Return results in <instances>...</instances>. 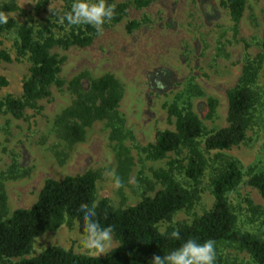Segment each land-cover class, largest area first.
<instances>
[{"label": "rangeland", "instance_id": "1", "mask_svg": "<svg viewBox=\"0 0 264 264\" xmlns=\"http://www.w3.org/2000/svg\"><path fill=\"white\" fill-rule=\"evenodd\" d=\"M39 1L0 0V4L14 2L39 24L49 20L53 12H61L68 0H48L46 7L36 14ZM223 2L156 0L144 9L130 5L123 20L105 29L89 47L53 49L59 58H65L59 74L65 86L52 87L51 95L38 101L36 109H26L22 118L0 113V193L5 197L6 216L17 209L30 208L46 180L60 181L87 171L99 175L97 200L106 198L115 208L133 206L143 196H153L161 188L154 173L167 170L173 160L186 163V151L178 155L169 153L162 160L152 161L142 150L154 143L158 132L174 130V119L168 115V107L173 103L183 110L190 106L206 134L226 127L227 93L238 82L245 55L252 58L264 53V0H245V11L236 32ZM5 14L19 25L27 19L18 11ZM132 21L140 25L127 32L126 25ZM0 50L7 51L15 59L14 32L0 35ZM29 68L27 58L0 64V77L7 81L6 86H0V100L8 94L21 96ZM104 74L113 75L122 87L123 97L118 108L122 124L118 127L123 131V138L111 140V128L107 123L95 122L87 129L84 141L70 145L60 136L56 124L58 115L73 101L66 85L82 75L83 87L87 88L89 80ZM256 94L253 121L243 143L221 153H207L200 140L208 168L200 181L199 200L191 209L177 212L170 223H160L161 232L170 224H188L212 208L210 179L212 167L219 162L215 157L233 158L244 170L264 166V112L261 107L264 61ZM209 99L216 101L212 114ZM121 162L126 163L124 172L120 169ZM175 173L177 182L189 187V181L181 172ZM116 178H119V185L115 183ZM228 201L237 215V228L264 240V199L258 191L242 184L228 194ZM248 201L260 210L253 213ZM81 236L77 222L66 221L35 238L24 259L51 247L90 256L81 249ZM116 246L113 239L111 250ZM216 252L243 264H252L245 252L233 247L219 245Z\"/></svg>", "mask_w": 264, "mask_h": 264}, {"label": "trees", "instance_id": "2", "mask_svg": "<svg viewBox=\"0 0 264 264\" xmlns=\"http://www.w3.org/2000/svg\"><path fill=\"white\" fill-rule=\"evenodd\" d=\"M156 0H127L115 5V15L104 30L119 24L130 5L137 9L149 7ZM72 0L66 2L58 15L70 9ZM48 0H40L35 13L40 14ZM245 0H224L233 29H236L245 11ZM20 12L26 16L23 24L8 19L0 24V35L12 31L15 34L16 57L0 50V64L20 61L27 58L30 63L29 75L22 83V94L14 97L10 94L0 100V113L22 118L26 109H36L37 102L51 95L52 87L62 88L65 81L60 78L61 65L65 58H59L52 52L55 48L68 50L89 47L98 36L90 26H69L59 23L53 15L45 23L35 20L20 9L14 2L0 4V13ZM140 23L132 21L126 25L127 32H132ZM264 48V38L262 41ZM264 61V53L255 57L245 55L241 74L236 86L227 93V126L206 134L199 117L190 106L183 110L176 103L168 107V115L174 119V130H164L156 134L155 141L142 150L147 158L159 161L167 154L178 155L186 151V163L173 160L167 170L155 172L153 177L161 185L153 196H143L135 205L115 208L104 198H96L98 173L87 171L78 176H67L62 180L48 179L38 194L36 202L28 209H17L7 217L4 211L5 197L0 193V264H150L153 256H163L178 247L187 239L203 242L212 239L216 247L226 245L245 252L252 264H264V240L254 233L237 228V215L228 201V194L246 184L258 191L264 199V166L249 167L244 170L233 158H219L212 167L210 179L213 206L190 223L170 224L164 232L158 225L171 222L179 211L191 209L199 200L200 181L208 161L200 148L203 141L205 152L230 150L246 140V133L253 121V111L257 103L256 85ZM83 76L71 79L67 90L73 95V101L58 115L56 124L60 136L68 143L75 144L85 139L87 129L95 122H106L111 128L110 139L121 141L123 131L118 112L122 100V87L111 74L89 80V86L83 87ZM7 81L0 77V86ZM208 106L212 114L216 101L209 99ZM264 112V97L261 102ZM120 169H126V163H120ZM175 172H181L190 185L182 186L175 179ZM1 192V190H0ZM249 209L255 213L260 209L248 201ZM95 205L96 217L102 225L114 226L113 239L117 246L103 257L95 258L74 254L59 247H51L40 254L24 259L29 255L35 238L48 230H55L66 221H76L80 234L83 225L79 209L82 206ZM173 231H179L180 239L171 237ZM14 259L18 261L14 262ZM215 264H243L216 252Z\"/></svg>", "mask_w": 264, "mask_h": 264}, {"label": "clouds", "instance_id": "3", "mask_svg": "<svg viewBox=\"0 0 264 264\" xmlns=\"http://www.w3.org/2000/svg\"><path fill=\"white\" fill-rule=\"evenodd\" d=\"M8 15L0 13V24L8 22ZM58 16L59 23L65 22L69 26H90L99 36L103 34L104 26L110 23L115 15V5L108 4L107 0H72L70 9ZM119 185V178L115 179ZM83 225V234L80 238L81 249L90 256L99 258L108 253L113 244L114 226L102 225L96 217L95 205L82 206L79 209ZM171 237L180 239L179 231H173ZM216 242L212 239L199 242L196 239H187L178 247L170 250L163 256H153L150 264H215Z\"/></svg>", "mask_w": 264, "mask_h": 264}]
</instances>
